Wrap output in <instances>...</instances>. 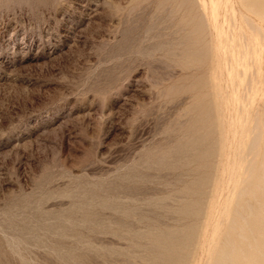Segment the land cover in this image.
Masks as SVG:
<instances>
[{
	"label": "rangeland",
	"instance_id": "obj_1",
	"mask_svg": "<svg viewBox=\"0 0 264 264\" xmlns=\"http://www.w3.org/2000/svg\"><path fill=\"white\" fill-rule=\"evenodd\" d=\"M261 113L238 0H0V264H210Z\"/></svg>",
	"mask_w": 264,
	"mask_h": 264
},
{
	"label": "bare ground",
	"instance_id": "obj_2",
	"mask_svg": "<svg viewBox=\"0 0 264 264\" xmlns=\"http://www.w3.org/2000/svg\"><path fill=\"white\" fill-rule=\"evenodd\" d=\"M220 2H221V0H210V3L212 4V8L214 9V8H216V7H218V5L220 4ZM238 2L242 5V7L244 8V9H246V10H248V11H250V12H253V13H255V14H257L258 16H259V18L261 19V20H263L264 21V0H238ZM253 27V26H252ZM257 28V27H256ZM255 29V28H254ZM261 31V30H260ZM258 32H259V30H258ZM261 34V33H260ZM202 54V53H201ZM206 55V54H205ZM217 86V85H216ZM215 86V87H216ZM249 88V87H248ZM217 94V93H216ZM219 95V94H218ZM217 99V98H216ZM217 102V101H216ZM216 104V103H215ZM217 104H218V102H217ZM220 104V103H219ZM209 106V105H208ZM210 106H211V104H210ZM209 106V107H210ZM220 106V105H219ZM209 107H208V109H209ZM213 107V106H212ZM212 107H210V108H212ZM215 107H213V109H214ZM209 110H212V109H209ZM221 110V109H220ZM208 111V110H207ZM213 111V110H212ZM216 111V110H215ZM219 111V110H218ZM202 113H201V116L203 117H201V116H199L198 115V117H201V118H199L200 120L201 119H203L204 120V118H205V111H201ZM204 112V113H203ZM209 112H211V111H208V113L207 114H209ZM214 112V111H213ZM219 112H221V111H219ZM216 114V113H215ZM214 113H212V115H215ZM218 114V113H217ZM262 114V113H261ZM211 115V116H212ZM256 115V114H255ZM258 115V114H257ZM218 116V115H217ZM217 116H216V118H217ZM213 118H215V117H213ZM216 118H215V120H216ZM220 117L218 116V119H219ZM209 119L211 120V117H210V115H208V120L207 121H209ZM252 119V118H251ZM254 120V124L252 125L253 126V128L251 129V130H249V128H248V130H249V132H251L252 131V134L254 135V136H252V138H251V141H249V139H248V143L247 144H245L244 145V147L242 148V150H240V153H238L240 156V167L242 168L241 169V171H242V173H243V176L245 175L246 177L239 183V185H238V187H237V190H236V192H235V195H234V199H233V201L235 202L236 201V204L237 205H239V203H240V200H241V198L243 197V196H245V195H250V196H253V195H255L256 193H258V192H260V195L263 197V199H264V115L262 114V116H257L256 118H255V116H254V118H253ZM202 120V121H203ZM205 120V121H206ZM214 120V119H213ZM196 122H198V121H196ZM212 122H214V121H212ZM212 122H210L211 124H214V123H212ZM198 123H200V121L198 122ZM202 124L204 123V122H201ZM253 123V122H252ZM205 124H207V126L209 127V126H211V124L210 125H208V123H204L203 125H205ZM199 126H201L200 124H199ZM198 126V127H199ZM214 126V125H213ZM197 127V128H198ZM205 127V126H204ZM218 127V126H217ZM210 128V127H209ZM214 128H216V127H214ZM214 128H210V130L209 131H213L214 130ZM199 129H201L200 127H199ZM213 129V130H212ZM202 131V130H201ZM200 131V132H201ZM205 131V130H204ZM208 130H207V132L208 133H210ZM197 132H199V131H197ZM199 132V133H200ZM214 132V131H213ZM197 134L198 135V137H201V135L200 134ZM203 133H206V132H203ZM207 133V134H208ZM196 134V133H195ZM206 134V135H207ZM213 134V133H212ZM246 134V133H245ZM200 135V136H199ZM240 135V134H239ZM247 135V134H246ZM246 135H244V136H246ZM251 135V134H250ZM195 136V135H194ZM221 136V135H220ZM197 137V139H199ZM204 137H205V135H204ZM203 136L201 137V139L202 138H204ZM207 137L208 138H210V136H208L207 135ZM253 137H254V139H253ZM221 138V137H220ZM212 139V138H211ZM219 139V138H218ZM210 140V139H209ZM214 140V142H215V139H213ZM221 140V139H220ZM192 141H194V140H192ZM222 141V140H221ZM221 141H219V142H221ZM224 141V140H223ZM222 141V142H223ZM247 141V140H246ZM245 141V142H246ZM200 142V141H199ZM201 142H207V140L206 141H204V139L201 141ZM210 141H208V143H209ZM218 142L216 141L215 143H214V145L215 144H217ZM192 144H193V142H192ZM199 144V143H198ZM203 144V143H202ZM197 145V144H196ZM196 145H194V147L196 146ZM209 146L211 145V143L210 144H208ZM217 145H219V144H217ZM217 145H216V147H217ZM222 145V144H221ZM221 145H219V146H221ZM189 146H193V145H189ZM202 146H204V148H205V145H202ZM208 146V147H209ZM218 146V147H219ZM222 146H224V145H222ZM217 147V148H218ZM240 147H242V146H240ZM185 148H186V146H185ZM184 148V149H185ZM203 148V149H204ZM210 148V147H209ZM223 148V147H222ZM192 149H193V147H192ZM205 149H207V148H205ZM204 149V150H205ZM191 150V149H190ZM203 150V152H205ZM211 150V149H210ZM220 150V149H219ZM219 150H217L218 152H219ZM197 151V150H196ZM202 150L200 149V151H198V152H201ZM214 151V150H213ZM212 151V152H213ZM216 151V150H215ZM207 152V151H206ZM212 152H207V153H212ZM217 153V152H216ZM204 154V153H203ZM202 154V155H203ZM206 155V154H205ZM208 155V154H207ZM211 155V154H210ZM199 156H201V155H199ZM198 156V157H199ZM212 156V155H211ZM210 156V157H211ZM205 157V156H204ZM204 157H202V158H204ZM209 157V156H208ZM208 157H205V158H207L208 159ZM204 158V160H206ZM199 159H201L200 157H199ZM234 164V163H233ZM236 164H234V166H235ZM208 166V165H207ZM209 168V167H208ZM198 183H200V182H198ZM198 183H195L196 184V186L195 187H198V186H201V185H198ZM193 189V188H192ZM191 192V191H190ZM194 192V191H193ZM196 192H197V190H196ZM200 193H201V190H200ZM190 194H192V193H190ZM197 194V193H196ZM198 195V194H197ZM198 196H200V194L198 195ZM203 196H204V194H203ZM199 200H197V202H198ZM194 202V201H193ZM202 202V201H201ZM247 202V201H246ZM199 203V202H198ZM259 204V203H258ZM191 205H193V204H191ZM191 205H187L188 207L186 208V209H188V208H190L189 206H191ZM195 205V204H194ZM193 205V206H194ZM200 205H201V203H200ZM233 205V204H232ZM185 207H186V205H184ZM198 206V205H197ZM200 208V207H199ZM232 208V207H231ZM242 208V207H241ZM245 208L247 209V210H245V209H242V210H233V212H231L232 210L230 209V211H229V215H228V224H227V229L226 230H224L225 232H223L222 234H223V238H222V240H220L217 244H215V247L213 246V258H212V260L210 261L211 263L210 264H264V217H262V218H260V219H251L250 221H246V219H245V217H244V212L245 211H248L250 214H252L253 213V210L255 209V208H253V206L252 205H250V204H248V205H246L245 206ZM196 209H198L197 207H196ZM182 210V209H181ZM190 209H188L187 211H189ZM191 210H193L192 208H191ZM186 211V210H185ZM195 211V210H194ZM198 211V210H197ZM184 212V211H183ZM191 212V211H190ZM190 212H188L189 214H193L192 212L190 213ZM200 212V211H199ZM198 212V213H199ZM261 214H263L264 215V200H263V206H262V208H261ZM185 213V212H184ZM194 214H195V212H194ZM130 215V214H129ZM196 216V215H195ZM251 215H249V217H250ZM240 218L244 221V225H249V227H250V232L252 233V231H253V235H252V238L251 237H249L247 234H246V232H245V227L243 226V225H241V223L239 222V220H240ZM247 218H248V216H247ZM222 223V222H221ZM220 224V223H219ZM221 228V227H220ZM225 229V228H224ZM249 229V228H248ZM193 231H194V229H192ZM191 232V231H190ZM183 233V232H182ZM160 234V233H159ZM164 234V233H163ZM163 234H161L162 235V237H164L163 236ZM173 234H175V233H173ZM172 234V236H174L175 238H176V236L175 235H173ZM179 234V233H178ZM155 235H156V232H155ZM177 235V234H176ZM182 235V234H181ZM180 235V236H181ZM191 236V233L189 234L188 233V235H186V234H183V240L184 241H186L185 239H184V236ZM192 235H193V233H192ZM221 235V234H220ZM218 236V237H221V236ZM150 236V235H149ZM159 235L157 234V236H154V237H156L157 239L159 238L160 240L162 239V238H160V237H158ZM168 236H170V235H168ZM168 236H166V237H168ZM195 236V235H194ZM137 237H138V235H137ZM153 237V238H154ZM171 237V236H170ZM179 237V236H178ZM153 238H151V239H153ZM156 238H154V239H156ZM169 238V237H168ZM167 238V239H168ZM186 238H189V237H186ZM153 239V240H154ZM171 239V238H170ZM179 239H181V238H179ZM178 239V240H179ZM221 239V238H220ZM166 239H164V241H165ZM172 240H174V239H172ZM171 240V241H172ZM176 240V239H175ZM183 240H181V241H183ZM218 240V239H217ZM161 241H163V240H161ZM167 241V240H166ZM156 242L157 241H155L154 243L156 244ZM160 242V241H159ZM176 243H178L177 241H175ZM174 242V243H175ZM167 243V242H166ZM170 243L171 242H169V243H167V245L169 244L170 245ZM176 243H175V245H176ZM182 243V242H181ZM188 243V240H187V242H185V244H187ZM151 244V243H150ZM158 244H160V243H158ZM161 244H163L162 242H161ZM180 243H178L177 245H179ZM153 245V244H152ZM172 245H174V244H172ZM174 245V246H175ZM180 245H182V244H180ZM183 245H184V242H183ZM154 246V245H153ZM159 246V245H158ZM164 246H166V245H164ZM167 247V246H166ZM165 247V248H166ZM171 246H168V248H170ZM179 248L181 247V246H178ZM183 247V246H182ZM152 249L154 248V247H151ZM156 248V247H155ZM154 248V249H155ZM160 248H161V246L159 247V250H160ZM172 248V247H171ZM177 248V247H176ZM184 249L185 248H188V246H184L183 247ZM151 249V250H152ZM159 250H157L158 252H159ZM161 250H162V248H161ZM171 250V249H170ZM177 250H178V248H177ZM152 251H154V250H152ZM164 251H165V249H164ZM166 251H168V250H166ZM174 251H176V249L174 250V248H172V250L171 251H169V253L171 252V256L170 255H167V256H170V258L175 254V252ZM186 251V250H185ZM154 252H156V251H154ZM157 252V253H158ZM177 252V251H176ZM153 253V252H152ZM160 253H162V252H160ZM160 253H158V254H160ZM169 253H167V254H169ZM179 254H180V252H178ZM177 253V254H178ZM156 254V253H155ZM163 254H165V252H163ZM162 254V256H164ZM184 254H186V255H189V254H187V253H184ZM149 255H152V254H149ZM154 255V254H153ZM153 255H152V260L154 259L153 258ZM176 255V254H175ZM181 256H182V254H180ZM211 255H212V253H211ZM157 256V255H156ZM166 256V257H167ZM178 256V255H177ZM177 256H175V257H177ZM155 257V256H154ZM180 257V256H179ZM178 257V258H179ZM184 257H187V256H184ZM211 257V256H210ZM169 258V257H168ZM183 258V257H182ZM182 258H179V260H184V259H182ZM161 259V258H160ZM164 259H166L165 258V256H164V258H162V260L161 261H163ZM174 259V258H173ZM149 260V259H148ZM209 260H210V258H209ZM151 261V260H150ZM155 261H156V258H155ZM160 261V260H159ZM159 261H157V262H159ZM167 261V260H166ZM178 261V260H177ZM188 261V260H187ZM167 262H170L169 260L167 261ZM175 262V261H174ZM150 263H154L153 261L152 262H149V264ZM163 262H160V263H156V264H162ZM171 263V262H170ZM176 263V262H175ZM183 263V262H182ZM181 263V264H182ZM187 263V262H186ZM209 263V262H208ZM177 264H178V262H177Z\"/></svg>",
	"mask_w": 264,
	"mask_h": 264
}]
</instances>
